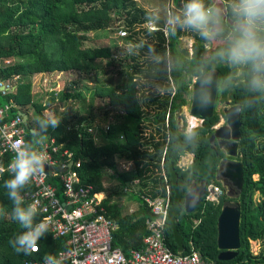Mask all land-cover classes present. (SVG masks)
I'll use <instances>...</instances> for the list:
<instances>
[{
    "label": "trees",
    "instance_id": "1",
    "mask_svg": "<svg viewBox=\"0 0 264 264\" xmlns=\"http://www.w3.org/2000/svg\"><path fill=\"white\" fill-rule=\"evenodd\" d=\"M146 9L140 7L136 0H0V80L13 81L15 90L0 96V104L12 102L10 116L18 113L27 115L28 129L25 141L31 139L30 129L34 121L44 116L47 109L41 100L34 101L31 92V76L38 73L53 72L76 75L78 81L65 83L61 91L50 95L48 103L55 99L64 104L67 101H77L80 108H90L95 98H108L110 105L122 112L121 120L110 125L105 131L104 126H96L95 131L103 139V145H97L93 134L87 132L94 127L97 120L91 113L81 115L79 111H56L52 114L62 117L61 125L50 130L45 142L54 139L57 147L54 158L60 157L64 151L73 154L74 161L80 160L77 174L83 185H93L96 192L103 191L101 180L105 168L114 165L117 158L132 160L134 168L130 173L118 175L119 186L110 192L104 207L109 218L117 225L113 232L112 243L125 254L130 249L143 247V239L148 231L145 220L150 218V210L142 201L141 195L151 198L164 193V184L160 172L161 163L170 186V203L172 200V185L169 173V163L173 164L176 173V184L185 190L191 183H214L224 191L217 203H201L191 213L181 212L176 217V229L182 237L184 251H197L201 258L210 264H264V104L255 111L241 116L239 141V156L237 160L243 163V182L237 199L240 208L239 237L240 247L237 256L229 261L219 260L221 250L216 243V220L222 205L231 201L225 189L215 180V174L220 159L224 154L215 150L209 143L213 127L218 123L219 116L214 112L209 120H205L198 128L200 142L197 149L186 147L178 137L183 134L186 123L178 126L175 114L180 107H185L186 97L191 94L192 85L181 75H176L168 83L170 91L152 96L145 104L140 105L135 95L147 94L144 89H137L130 83L131 78L141 68L146 67L142 55L124 54L118 45H94L86 36L91 33L98 38L97 32L104 31V37L122 39L118 36L119 29H125L127 36L124 42H136L147 39L159 50H169L185 61L179 52L180 38L193 40L191 50L199 57L208 45L193 34L178 32L175 37L167 38L157 27L149 30L145 26ZM105 61L108 67L121 66L127 74L124 90L119 95L109 89H96L87 99L90 88L83 85L90 80L91 72L103 67ZM226 68L219 69L223 75ZM88 75V76H87ZM94 75V73H93ZM82 83V84H81ZM225 100L227 94H221ZM234 105L240 99V93L231 96ZM32 110L34 117H30ZM106 115L104 120H108ZM149 130V134L145 131ZM184 153L192 155L191 162L186 167L178 166V160ZM11 162L10 155L0 158V207H5L10 213L11 202L3 187L9 175L5 168ZM134 180L140 182L138 194L128 198L138 203L136 212L122 214L121 210L110 202L111 197H121L119 191ZM25 190L24 194L30 189ZM256 195V198L254 196ZM26 202H29L26 200ZM30 203V202H29ZM40 216H37L39 221ZM196 222V223H194ZM21 231L20 226L10 216L0 217V264H23L26 260H42L46 254H57L65 248L63 239H54L48 232L39 241V251L31 255L17 254L9 241ZM165 245L169 251L176 254V246L166 222L164 227ZM259 241L263 247L253 254L250 242ZM67 264V263H64Z\"/></svg>",
    "mask_w": 264,
    "mask_h": 264
},
{
    "label": "clouds",
    "instance_id": "2",
    "mask_svg": "<svg viewBox=\"0 0 264 264\" xmlns=\"http://www.w3.org/2000/svg\"><path fill=\"white\" fill-rule=\"evenodd\" d=\"M145 19L156 25L167 38L178 32L195 35L209 48L188 61L169 50H159L147 39L130 42L125 54L142 55L146 67L141 68L130 83L147 94L135 95L142 105L152 96L170 91L167 86L176 75L193 85V99L200 110H206L221 94L240 93L230 119L255 111L264 104V0H178L152 6ZM227 71L221 75L219 69ZM62 117L48 114L37 118L30 129L31 139L22 142L7 166L9 178L3 182L11 211L0 207V217H9L21 231L9 241L17 254L31 255L39 251V241L49 232V225L37 221L38 208L26 202L24 192L35 177L45 174L49 157L43 150L50 130L61 125ZM230 132V129L228 130ZM186 147L197 149L200 132L195 125L185 124L178 137ZM0 169V172H3ZM42 264H61L55 254H46Z\"/></svg>",
    "mask_w": 264,
    "mask_h": 264
},
{
    "label": "built area",
    "instance_id": "3",
    "mask_svg": "<svg viewBox=\"0 0 264 264\" xmlns=\"http://www.w3.org/2000/svg\"><path fill=\"white\" fill-rule=\"evenodd\" d=\"M144 27L149 30L157 29L149 22ZM117 34L124 38L128 33L125 29H119ZM16 80L17 76L13 81L0 80L1 97L15 90ZM12 107V102L0 104V158L7 154L11 156V160L15 150L25 142L26 135L21 113L10 116ZM112 123L104 126L105 131L110 130ZM96 126L99 124L89 127L87 132L95 136ZM43 150L49 157L47 172L35 177L31 188L24 195L27 201L37 205L39 221L43 220L49 225L52 237L65 241V248L56 254L61 264H210L197 251L191 249L187 254H173L165 245L164 227L171 192L162 163L160 172L157 173L162 177L164 193L155 198L140 196L151 215L145 220L148 234L143 239V247L138 250L130 249L125 254L112 243L116 224L109 218L104 207L106 195L104 192H96L93 185H83L80 182L77 169L81 167V161H74L73 154L68 151L60 155L65 159L54 158L57 151L54 139L44 142ZM190 161L191 159L183 161L180 156L178 166L186 167ZM5 172L8 174L7 167ZM107 176L111 177L113 174L107 171ZM139 185L140 182L135 180L130 186L124 187L122 193H134L135 187ZM223 194L221 187L209 183L205 186L203 198L205 202L217 203ZM42 260H26L23 264H42Z\"/></svg>",
    "mask_w": 264,
    "mask_h": 264
},
{
    "label": "water",
    "instance_id": "4",
    "mask_svg": "<svg viewBox=\"0 0 264 264\" xmlns=\"http://www.w3.org/2000/svg\"><path fill=\"white\" fill-rule=\"evenodd\" d=\"M179 52L184 57L189 58L187 57V54H189L187 49L179 48ZM214 102L206 110L202 111L199 109V107H197L192 95V102L189 109V118L198 120L201 123H203L205 120L211 119L214 112ZM232 109L233 106L224 111L223 114L226 123L223 127L214 130V132L209 137V143L212 145L216 144L218 149L225 156L235 158L239 156L238 143L241 139V117L234 120L230 119ZM21 115L23 118L24 127L27 130V115L24 113H21ZM175 119L178 126L185 123L186 119L184 117V107H180L177 110ZM229 129L230 132L228 131ZM214 149H216V146H214ZM45 172H47L46 167ZM169 173L172 185V200L168 208L166 222L169 226L173 242L176 246V253H182L184 248L182 244V237L179 235L176 229V217L181 212L185 214L191 213L198 207L205 194L206 183L203 181L199 182L198 184L191 183L183 193L182 189L176 184V173L172 163H169ZM215 180L223 186L228 198H232V196L228 194L229 186L226 185V181L230 182L237 190L236 197L233 198H238L243 182V163L233 158L221 159L217 167ZM239 214L240 208L238 201L236 200L227 201L221 207L220 213L216 220V243H218V248L221 250V253L218 256L219 260L229 261L237 256V250L240 247Z\"/></svg>",
    "mask_w": 264,
    "mask_h": 264
},
{
    "label": "rangeland",
    "instance_id": "5",
    "mask_svg": "<svg viewBox=\"0 0 264 264\" xmlns=\"http://www.w3.org/2000/svg\"><path fill=\"white\" fill-rule=\"evenodd\" d=\"M137 4L140 7H143L144 9H148L152 6L164 4L166 2H169V0H136ZM173 4H178V0H170ZM104 31H98L97 35L98 38H95V35L89 33L87 34V38L92 41L94 45L100 46V45H113L116 44L120 48V50H123L128 46L126 42H124V39H118L115 38L116 35L109 37H104ZM125 38V37H124ZM192 44V39L188 37H183L180 42V46L186 49L190 48V45ZM209 48V45H208ZM125 54V53H124ZM101 64H103V67H99L95 72H91L90 76H88L87 80H90L89 82L83 84L90 88V92L86 95L87 99L91 95L92 91H95L96 89H113L116 91V95H119L124 90V83L127 80V74L123 70V67L116 66V67H108L106 65L105 61H101ZM94 73V75H93ZM31 80V86H32V93H33V100L38 101L41 100L45 105H47V109L44 111V115L52 114L53 109L56 111L60 110H70L71 112L79 111L81 115L91 113L95 120L104 122V118L106 115H109V119L106 120L107 124L108 122L116 123L117 121L121 120L122 112L115 107L110 105L108 98H95L92 106L89 108H83L81 109L77 101H67L64 104L59 103L56 99L54 103L49 104L48 99L50 98L51 94H54L55 97H57V93L61 91L65 83H69V81H78L76 78V75L70 74V73H60V72H53L52 74H34L30 78ZM82 84V83H81ZM89 85V86H88ZM192 101V95H189L186 97V106L184 107V117L186 119V124L190 122L189 118V109L191 106ZM223 109V105L220 103L217 105L216 112L220 114V112ZM30 117L33 118V112L30 111ZM192 120V119H191ZM222 120H220L221 122ZM192 125H195L196 127H199L201 124L198 121L192 122ZM144 134H149V130H146ZM183 161L188 158L191 159V154L189 155H182L181 156ZM187 159V160H189ZM107 182V181H106ZM113 182V181H112ZM109 183V184H112ZM111 189V188H110ZM255 199L256 195L254 196ZM131 204H129L130 206ZM126 207V206H125ZM131 207H134V204L131 205ZM124 212H127V207ZM263 247V243L259 241H251L250 242V251L253 254H257L259 250Z\"/></svg>",
    "mask_w": 264,
    "mask_h": 264
},
{
    "label": "crops",
    "instance_id": "6",
    "mask_svg": "<svg viewBox=\"0 0 264 264\" xmlns=\"http://www.w3.org/2000/svg\"><path fill=\"white\" fill-rule=\"evenodd\" d=\"M156 26V25H155ZM156 28H157V26H156ZM165 35V34H164ZM165 37H166V35H165ZM181 39L182 38H180V42H181ZM192 43H193V40H192ZM191 46H192V44L190 45V48L189 49H187L188 51H189V53L191 54L192 53V50H191ZM178 48H183V47H181L180 46V43H179V46H178ZM207 48H208V46H207ZM184 49H186V48H184ZM38 74H41V73H38ZM43 74V73H42ZM52 74V73H51ZM36 75V74H35ZM32 83V82H31ZM88 84V83H87ZM89 86V85H88ZM32 92V91H31ZM33 94V93H32ZM101 125L100 126H106L107 125V121H104V122H100V121H98ZM185 122H186V120H185ZM110 122H108V124H109ZM98 132H96V134H95V136H94V140H95V143H97V145H103L104 144V141H103V139H101V137H99L98 136V134H97ZM145 135V134H144ZM185 155H189L190 153H184ZM183 154V155H184ZM182 156V155H181ZM191 157H192V155H191ZM186 160L187 159H189V157L188 158H185ZM183 160V159H182ZM191 162V161H190ZM187 166V165H186ZM134 168V164H133V162H132V160H126V159H123V158H117L116 160H115V163H114V165L113 166H111V167H107V168H105V175H104V177H103V180H101V186H103V191H101V192H99V193H103L104 192V194L106 195V200H107V198H108V196H109V194H110V192L111 191H113L115 188H117L118 186H119V183H118V175H120V174H126V173H130L131 171H132V169ZM107 171L108 172H110L111 174H113V176H111V177H108L107 176ZM0 173H2V172H0ZM107 181V182H106ZM113 181V182H112ZM135 181V180H134ZM112 182V184H109V183H111ZM133 182V181H132ZM131 182V183H132ZM131 183H128L126 186H130L131 185ZM125 186V187H126ZM120 187V186H119ZM139 187V186H138ZM138 187H135V191H134V193H131V194H138V190H139V188ZM111 188V189H110ZM122 190H123V188L121 189V191H119V193L121 194V197H114V196H112L111 197V200H110V202L112 203V204H116V206L121 210V212H122V214H130V213H133V212H136L137 211V209H138V203L135 201V200H131V199H129L128 197L131 195V194H124V193H122ZM225 193H226V191H225ZM231 199V198H230ZM129 204H134V207H131V205L129 206ZM127 207V212H124L123 210H125V208ZM194 223H196V222H194ZM116 229H117V225H116ZM115 229V230H116ZM114 230V231H115ZM113 231V232H114ZM142 243H143V241H142ZM120 248V247H119ZM122 250V249H121ZM183 251H184V249H183ZM183 253V252H182ZM181 253V254H182ZM177 254V253H176Z\"/></svg>",
    "mask_w": 264,
    "mask_h": 264
},
{
    "label": "flooded vegetation",
    "instance_id": "7",
    "mask_svg": "<svg viewBox=\"0 0 264 264\" xmlns=\"http://www.w3.org/2000/svg\"><path fill=\"white\" fill-rule=\"evenodd\" d=\"M193 86V85H192ZM190 95H192V87H191V94ZM231 96H232V94H227V96H226V99L225 100H222L221 99V96L220 95H217L216 97H215V102H214V112L219 116V121H218V123L213 127V129L215 130V129H217V128H220V127H223L224 125H225V123H226V121H225V117H224V111L226 110V109H228V108H230V107H232V106H234V105H232V103H233V100H232V98H231ZM192 102V101H191ZM222 104L223 105V109H222V111L220 112V114H218L217 112H216V108H217V105L218 104ZM214 112H213V114H214ZM220 120H222L221 122H220ZM214 132V131H213ZM215 142H216V140H215ZM211 146H212V148L214 149V146H216V149L215 150H219L218 149V147H217V145L215 144V145H212L211 144ZM238 147H239V143H238ZM238 153H239V150H238ZM239 155V154H238ZM223 158H233V159H237V157H229V156H223L221 159H223ZM220 159V160H221ZM226 185H228L229 186V190H228V194L230 195V196H232V200H234L235 198H233V197H236V193H237V190H236V188L230 183V182H228V181H226ZM222 186V185H221ZM223 187V186H222ZM237 199V198H236Z\"/></svg>",
    "mask_w": 264,
    "mask_h": 264
},
{
    "label": "bare ground",
    "instance_id": "8",
    "mask_svg": "<svg viewBox=\"0 0 264 264\" xmlns=\"http://www.w3.org/2000/svg\"><path fill=\"white\" fill-rule=\"evenodd\" d=\"M190 120V122H188L189 124H192V122H193V120H191V119H189Z\"/></svg>",
    "mask_w": 264,
    "mask_h": 264
}]
</instances>
